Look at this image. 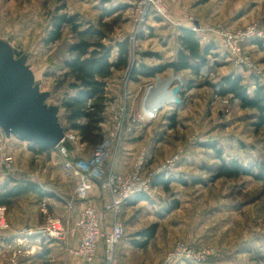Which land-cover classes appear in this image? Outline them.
<instances>
[{"label":"rangeland","instance_id":"obj_1","mask_svg":"<svg viewBox=\"0 0 264 264\" xmlns=\"http://www.w3.org/2000/svg\"><path fill=\"white\" fill-rule=\"evenodd\" d=\"M143 2L0 0V42L9 45L16 58L26 59L35 85L41 92L49 93L47 104L59 107V122L62 127L68 128L66 112L60 107L66 94L71 92L68 88L71 79L66 77L65 61L68 60L70 46L75 42L74 35L70 28H66L60 41L44 45L51 21L57 13L78 15L83 28L98 27L101 18L102 23L109 26L118 20L104 44L114 47L113 58L115 44L128 38L131 68L135 64L153 67L170 63L178 50L177 37L181 27L195 28L193 31H198V35L203 34L200 36L215 50L207 57L199 77L188 72L167 70L156 78L133 81L129 79V67V70L120 71L112 79L117 81L114 88L107 84L110 101L121 98V102L124 95L130 96L121 108L124 107L130 115L129 125H133L132 134L136 138L130 141L132 148L125 153L122 151L124 141L133 135L112 144L106 161L107 169L128 172L133 169L139 154L144 153L147 159L145 171L155 170L174 154H181L176 168L166 176L177 181L173 180L167 190L159 185L153 186L151 195L145 200L132 208L122 209L118 219L123 223L125 236L115 248L112 264H162L179 244L190 247L196 253H215V257L202 264H264V184L252 176L211 180V171L220 164L214 148L222 152L226 162L237 160L246 167L264 163V130L258 132L254 127L257 112L242 110L238 100L218 94L219 82L233 74L244 78L243 84L250 92L256 83L264 86V35L256 39L262 47L253 41L242 47L240 59L251 65L252 69H249L237 64L236 59L229 58L208 32L221 27L238 33L257 26L264 33V0H164L168 20L150 13L144 23L139 24L138 7ZM121 5L126 9L118 11L116 8ZM63 6L65 10H61ZM106 10L111 11L110 17L104 16ZM192 19L205 29L204 33L200 31L201 26L192 24ZM172 73L182 76V103L176 105L169 96V102L164 103L154 121L140 124L138 116L145 85L154 83L158 77L161 81L168 79ZM176 85L178 82L173 81L167 84V89L160 86L158 94L163 91L167 95ZM171 116L176 118L174 128L171 127ZM101 128L103 139L100 144L113 131L109 113H106ZM66 134L75 135V139L67 140L73 159L89 158L100 145L82 142L74 131L68 130ZM0 143H5L8 153L13 156V170L0 171V199L5 192L3 188L15 186L13 180L35 183L45 192L43 196L31 192L23 194L14 198L10 206H0V220L4 221L0 236L15 232L23 241L32 243L38 238H24L20 233L45 226L49 217L61 220L65 229L72 228L84 206L75 200L77 179L65 172L57 149L39 154L33 148L34 144L7 136L1 128ZM125 145L128 147V143ZM182 180L186 184L179 182ZM95 188L89 204L98 211L103 209L105 214L101 213V225L104 231H108L106 227L109 224L112 226L116 217L106 209L109 202L107 193L99 185ZM29 203H34L37 209H25ZM172 205L175 208L167 213ZM152 226H156L155 236L146 248L129 247L131 242L144 241L139 234ZM79 241L76 236L62 242L67 256L74 257L68 249L76 248ZM9 255L25 259L29 253L18 247L10 250ZM79 260L84 264H105L104 242H99L93 262Z\"/></svg>","mask_w":264,"mask_h":264},{"label":"trees","instance_id":"obj_2","mask_svg":"<svg viewBox=\"0 0 264 264\" xmlns=\"http://www.w3.org/2000/svg\"><path fill=\"white\" fill-rule=\"evenodd\" d=\"M118 11H123L126 6L121 5ZM61 10H65V6ZM60 10V11H61ZM111 11L106 10L105 17H110ZM99 21L98 27L88 26L80 21L78 15L58 14L51 21V29L44 40V45L50 46L61 40L66 28H70L74 35L75 42L68 50V60L65 61L67 70L66 77L71 79L68 88L71 91L66 94L61 102V107L66 112V122L68 128L63 127L66 131L76 132L82 142H88L93 145L102 142L101 124L106 117V108L110 99L107 96V80L116 71L129 70L130 67V40L128 38L117 42L116 58H112L113 46L104 44L108 38V33L112 32L114 25L118 22L115 20L113 26ZM178 50L174 60L166 65L149 67L145 64H135L130 67V80L138 81L139 79H152L167 70L174 73L188 72L195 77L200 76L201 69L207 63V57L213 54L215 47L208 43H201V36L190 28H179ZM262 47L258 41H253ZM264 49V48H263ZM244 78L241 75H230L224 77L220 82L218 94L221 97L230 96L238 100L242 110L257 112V121L254 123L255 129L259 132L264 130V86L256 83L254 89L250 92L243 84ZM183 93L180 94V98ZM182 102V100H181ZM176 118L170 117L171 127L176 126ZM97 146V145H96ZM36 152L39 154L49 153L54 147L41 148L34 145ZM216 159L220 164L215 170L211 171V180L219 179H238L242 176H252L255 180L264 184V163L256 166L246 167L237 160L226 162L223 154L215 149ZM257 169V170H256ZM15 186L12 188H3V198L0 199V206L8 207L12 200L20 195L35 193L40 196L45 195L43 190L32 182L12 181ZM173 182L172 178L165 175L158 176L153 186H162L165 190ZM186 184V182H181ZM140 200L146 196L138 197ZM175 208L174 205L167 209V213ZM156 226L141 232L139 235L144 241L138 242L137 247L146 248L148 243L154 238Z\"/></svg>","mask_w":264,"mask_h":264},{"label":"built area","instance_id":"obj_3","mask_svg":"<svg viewBox=\"0 0 264 264\" xmlns=\"http://www.w3.org/2000/svg\"><path fill=\"white\" fill-rule=\"evenodd\" d=\"M140 18L139 24L144 23L150 13H155L158 17L168 20V14L164 6V0H144L138 7ZM182 26V24H177ZM195 30V28H192ZM214 41L222 48L229 58L236 59L237 64L252 69L251 65L245 60L240 59V53L245 43H250L256 39H261L264 35L263 31L257 26L249 27L238 33H231L223 28L209 29ZM220 43V45H219ZM128 81V78L127 80ZM161 80L156 79L154 83L145 85V94L142 100V109L138 122L154 121L163 108L164 101L161 106L153 108L157 92L155 87ZM148 88L152 91L147 93ZM149 94V98H145ZM130 96L124 95L121 100L109 101L107 104V112L111 118L113 131L109 138L102 144L98 145L94 153L89 158L73 159L67 147V140L75 139V135H65V139L56 147L61 158L63 169L65 172L72 174L77 179L75 189V200L83 204L82 211L75 225L70 229H65L61 220L50 218L43 227L25 230L21 234L24 238H39L53 242H65L69 238L78 236L79 244L76 248L68 249L70 255L78 257L88 263L95 260L97 255L99 242L102 240L105 246V264H112L115 258V248L123 240L125 236V228L119 221L118 217L128 202L140 197L151 195L152 187L155 179L161 175H170L181 160L180 152L174 154L165 161L159 168L155 170L145 171L146 155L140 153L137 157L133 169L128 172L119 173L114 169L106 168V161L112 150L114 142H122L128 133L133 132V125H129L130 115L121 105L126 104ZM172 101V100H171ZM127 124V126H126ZM13 156L8 153L5 143H0V171L13 170ZM93 185H99L101 190L106 192L109 197L107 208L115 215V220L108 231H104L101 225V213L89 204V193ZM71 207V206H70ZM0 227H4L3 220H0ZM215 257V253L211 251L194 252L190 247L179 244L175 251L171 253L162 264H177L179 262H187L194 264H202L208 262Z\"/></svg>","mask_w":264,"mask_h":264},{"label":"water","instance_id":"obj_4","mask_svg":"<svg viewBox=\"0 0 264 264\" xmlns=\"http://www.w3.org/2000/svg\"><path fill=\"white\" fill-rule=\"evenodd\" d=\"M162 81L178 82L168 94L180 104L182 76L172 73ZM48 98L49 93L35 85L26 59L16 58L13 49L0 42V128L5 134L41 148H56L65 139V130L59 122V107L48 105Z\"/></svg>","mask_w":264,"mask_h":264},{"label":"crops","instance_id":"obj_5","mask_svg":"<svg viewBox=\"0 0 264 264\" xmlns=\"http://www.w3.org/2000/svg\"><path fill=\"white\" fill-rule=\"evenodd\" d=\"M191 22H192V24H194L195 27H200L201 26L200 24H197V21H194L193 19L191 20ZM184 28H189V27H184ZM200 31H202V33H204L205 29H202V26H201L200 27ZM200 35L203 36V34H200ZM202 36H201V43L203 45L204 44H208L209 42L207 43L205 38H203ZM116 54L117 53H115L113 55V59L116 58ZM173 60H174V58H173ZM119 73H120V71L114 72L113 75L107 80L108 87L112 86V85H113L112 86L113 88L115 87L114 83H116L117 81H114L112 79H115L116 78L115 76L118 75ZM166 89H167V87H166ZM166 92H167V90H166ZM109 93H110V90H107V94H109ZM181 93L182 92H180V94ZM109 97H110V95H109ZM176 105H178V104H176ZM131 135H133V136H131ZM128 136H131V137H128ZM126 137H128V138L125 139L124 142H126L125 144L128 143V147L124 144V147L122 149V151L124 153L128 152L129 149L132 148V144H131L130 141H133L134 139H136V138H134L135 136H134V134H132V132L128 133ZM147 156H149V154ZM148 159H150V156H149ZM116 171L119 172V173L126 172V170H124V171L116 170ZM172 179L174 181L175 180L177 181L176 178H172ZM182 181H179V182H182ZM183 182H185V181H183ZM96 186L97 185H93L92 186V189H91V191L89 193L90 199L93 198L92 194L95 192L94 190L96 189L95 188ZM143 200H145V199H143ZM143 200H140L139 198H136V199L128 202L126 205H124L123 210H125L127 208H130V207L132 208L133 205H136V204H138L139 202H141ZM25 209L34 210V209H37V208L34 205V203H31V204L29 203V205L25 206ZM42 212H44V211H42ZM99 212L100 213L103 212L102 214H105L103 209H101ZM106 228L110 229L111 228V224H109V226H107ZM138 237L140 238V236H138ZM28 241H23L22 239H20L19 236L17 235V233H15V232H12V233L7 234L5 236L1 235L0 236V264H84L79 259L74 258V257H69V256L66 255L67 251L65 252L64 243L52 242V241H47L45 239H39V238L36 239V240H32L31 241L32 243H29V244H28ZM137 244H138V242H131L129 247L137 246ZM18 247L24 248L27 251V253H29V255L25 259H21V258L18 259V258H15V257L12 258L9 255L10 254V250L17 249Z\"/></svg>","mask_w":264,"mask_h":264},{"label":"bare ground","instance_id":"obj_6","mask_svg":"<svg viewBox=\"0 0 264 264\" xmlns=\"http://www.w3.org/2000/svg\"><path fill=\"white\" fill-rule=\"evenodd\" d=\"M167 84H168V82H166V81L158 82V85L155 87V91L157 92V94H158V91H157L158 88H160V86L163 87V88H164V86L167 87ZM151 91H152V89L151 88H148L147 93H150ZM167 97L169 99L168 92H167V95H165L163 93V91H160L159 96L157 95V97L155 98V104L153 105V108L156 109L157 107L161 106L164 101L169 102V100L167 99ZM145 98L146 99L149 98V94H147ZM3 223H4V221H3Z\"/></svg>","mask_w":264,"mask_h":264}]
</instances>
